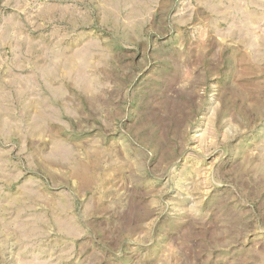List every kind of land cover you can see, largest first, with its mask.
Here are the masks:
<instances>
[{
    "label": "rangeland",
    "instance_id": "374dc122",
    "mask_svg": "<svg viewBox=\"0 0 264 264\" xmlns=\"http://www.w3.org/2000/svg\"><path fill=\"white\" fill-rule=\"evenodd\" d=\"M0 264H264V0H0Z\"/></svg>",
    "mask_w": 264,
    "mask_h": 264
}]
</instances>
